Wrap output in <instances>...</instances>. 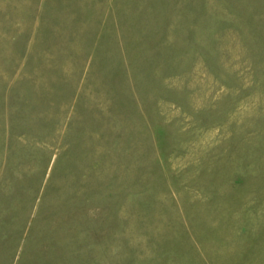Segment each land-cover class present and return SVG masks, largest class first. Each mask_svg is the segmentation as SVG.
Returning a JSON list of instances; mask_svg holds the SVG:
<instances>
[{
  "label": "rangeland",
  "instance_id": "1",
  "mask_svg": "<svg viewBox=\"0 0 264 264\" xmlns=\"http://www.w3.org/2000/svg\"><path fill=\"white\" fill-rule=\"evenodd\" d=\"M0 264H264V0H0Z\"/></svg>",
  "mask_w": 264,
  "mask_h": 264
}]
</instances>
